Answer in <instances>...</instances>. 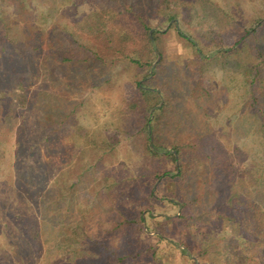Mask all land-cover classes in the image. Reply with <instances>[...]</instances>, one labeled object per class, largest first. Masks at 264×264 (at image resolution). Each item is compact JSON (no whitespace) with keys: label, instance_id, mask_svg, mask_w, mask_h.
I'll use <instances>...</instances> for the list:
<instances>
[{"label":"rangeland","instance_id":"1","mask_svg":"<svg viewBox=\"0 0 264 264\" xmlns=\"http://www.w3.org/2000/svg\"><path fill=\"white\" fill-rule=\"evenodd\" d=\"M262 23L264 0H0V58L19 55L20 73L29 75L23 83L0 81V254L6 251L0 264H20L16 252L25 250L28 264H50L62 253L60 219L53 229L37 222L44 234L29 246L19 218L41 221L39 202L46 194L43 208H52L57 190L63 213L73 222L87 215L94 238L116 221L103 209L99 218V202L110 204L123 191L119 203L127 209L151 190L157 199L189 200L190 222L177 220L181 208L156 206L170 219L140 225L150 236L142 238L157 249L147 264H238L243 250L230 225L238 193L264 210L258 182L264 179V130L256 111H264V82L245 71L259 61L257 52L238 53L237 43ZM143 24L149 34L160 33L150 77L164 90L160 105L170 100L181 122L165 136L201 151V164L181 181L153 178L157 169L171 176L176 168L173 162L148 163L140 111L131 107L147 75L128 60L141 57L148 45ZM246 40L264 46V37ZM73 49L79 56L64 60ZM74 182L71 209L72 193L60 184ZM158 233L178 243L190 239L188 258L155 245Z\"/></svg>","mask_w":264,"mask_h":264},{"label":"trees","instance_id":"2","mask_svg":"<svg viewBox=\"0 0 264 264\" xmlns=\"http://www.w3.org/2000/svg\"><path fill=\"white\" fill-rule=\"evenodd\" d=\"M144 28L148 32V45L144 50V54L139 58L128 59L132 64L145 67L147 73L145 82L138 83V97L131 103V107L134 110L139 109L140 111L142 120L141 129L147 145L148 163L151 164L155 161L161 164L173 162L176 168L175 174L171 176H168V170H164L163 168L157 169L152 175L153 178L156 180L164 177L166 181H173L177 178L181 181V177L184 178L185 175H188L192 165L201 164V151L196 147H187L183 145V143L175 144V139L172 136H165L166 132L172 134V129L176 126V129H180L181 122L177 118L178 113L176 114L174 105L170 100L164 101V103L160 105L164 90L154 85L155 78H150L151 76H155V71L153 72L152 70L153 63L158 58L157 37L160 33L155 30L153 33L149 34L147 25H144ZM178 35L186 40L194 49L197 57L202 61L207 62L209 60L207 56L204 55L203 51L197 48L196 42L189 35L179 30ZM247 37L252 39L264 37V23L260 24L257 29L254 28L252 32H249L243 37V41L237 43L238 53L244 50L249 51L250 54L257 52L255 54L259 61L256 64L247 66L245 71L247 72L248 70L252 77H260L259 81L264 82V46L261 43L253 46L251 41L246 42ZM64 48H68L67 45H65ZM8 51L11 53L10 49H8ZM75 52H77L75 49L71 50V55H66L63 59L73 60L77 58L79 54H74ZM261 58L263 59L261 60ZM3 59L4 58H0V81L2 78H10L13 81L19 78L23 83L29 75H27V70H25L26 73L24 74L20 73L23 72L20 66V56L12 52L9 58H7V61L5 59L2 61ZM247 68H251L252 72ZM4 70H6V72ZM258 98L259 96L254 97V101L257 102ZM152 110H154L153 114H151ZM256 111L257 115L262 117V128L264 130V111L262 114L258 111V108H256ZM163 151L165 153H161ZM177 161H180L179 167L177 166ZM191 172H194V170ZM34 180L37 181V174ZM258 182L260 186H264V179H258ZM151 184L153 187L154 183ZM60 185L61 188H66L65 192L72 193L67 203L69 205L68 207L71 209L74 208L72 205L75 204L76 200L74 188L77 186V182L69 185V188L66 187L65 184V186L62 184ZM139 189H141L140 186ZM111 190L112 188L109 187L107 192ZM56 193H54L55 196L53 195L55 204L52 205V208H43L48 199V195L46 194L43 202H39V209L42 215L41 221L34 218L36 222L31 223L27 218L19 217L21 225L26 226V231L23 232V235L26 240L25 243L29 246L37 242L41 233L44 234L42 227L36 224L37 222L43 223L42 225L44 227L51 225L48 227L53 229L57 223L56 221L60 219L62 223H60L59 226L64 225L59 229L61 238L58 244L60 245L59 250L63 254L59 253V255H56L54 261L50 264H127L129 263L128 261H131V264H147L150 257L157 256V249L154 245H150L142 238L145 237L146 239H150V236L140 225L147 223V221L151 219L156 221L160 219H170L168 215L156 210V206L162 208L166 206L178 209L181 208L182 213L177 218V220L180 221L190 222L193 217V215H191L192 217L186 216V213H189V200L182 202L175 201L174 199H157L158 195L153 190L149 191L146 197H139L136 200L135 206L131 209H127L119 203V199L123 198L125 195L123 191L115 200L113 199L110 204H108L106 200L102 203L99 202L97 206L99 218L101 216L100 209H103V211L110 212L112 214L111 216L115 218L116 221L112 224V229L107 230V233L100 234L99 238H94L90 235L91 227L88 216L84 215L78 222H73L69 215L63 213L64 211H62L61 208L62 204L58 201L63 196L62 191L57 190ZM141 201L145 202L144 206L140 205ZM191 204L192 203H190V205ZM109 205L110 208H107ZM86 212L89 215L92 213L89 207H87ZM236 216L237 217L233 218V221L230 222V225L232 227L234 226V229H238V245L241 246L243 250V255L238 256V264H264V249L260 248V246L264 244V210H262L261 206L245 200L244 197H241L238 193V209L236 211ZM200 219L201 218L198 220ZM152 238L156 239L155 245H169L172 247V250L176 249V251L182 252L187 258L190 255L189 250H191V245L193 244L190 239V241L179 240L180 243H178L176 239L163 233L155 234ZM178 244H180L183 249L178 247ZM163 250L164 248L162 249L161 247V251ZM168 250H170V248H168ZM5 252L6 251L0 254V258H2L1 256ZM16 255L18 263H29L31 257L30 252L25 250L21 253L16 252Z\"/></svg>","mask_w":264,"mask_h":264}]
</instances>
